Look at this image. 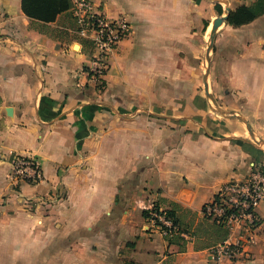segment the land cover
<instances>
[{"label":"crops","instance_id":"1","mask_svg":"<svg viewBox=\"0 0 264 264\" xmlns=\"http://www.w3.org/2000/svg\"><path fill=\"white\" fill-rule=\"evenodd\" d=\"M92 1L131 25L100 88L69 10L43 24L0 0V264H264V202L232 262L206 251L224 237L202 216L264 169V0ZM240 7L253 20L230 24ZM14 155L38 183L11 178ZM150 207L189 238L167 241Z\"/></svg>","mask_w":264,"mask_h":264},{"label":"built area","instance_id":"2","mask_svg":"<svg viewBox=\"0 0 264 264\" xmlns=\"http://www.w3.org/2000/svg\"><path fill=\"white\" fill-rule=\"evenodd\" d=\"M70 16L74 28L69 33L89 42V67L87 75L90 82L100 88L109 68V59L118 44L131 32L130 22L123 16L108 17L100 5L92 0H70ZM1 160V157H0ZM11 178L28 184L41 180V170L37 161L28 155H14L10 159ZM264 202V169L255 166L241 181L225 183L214 198L202 208V216L210 224L227 231L226 238L206 251L215 259L235 261L253 242L261 220L257 214L258 206ZM147 219L163 237L178 236L189 238L178 224L156 209L150 207Z\"/></svg>","mask_w":264,"mask_h":264},{"label":"trees","instance_id":"3","mask_svg":"<svg viewBox=\"0 0 264 264\" xmlns=\"http://www.w3.org/2000/svg\"><path fill=\"white\" fill-rule=\"evenodd\" d=\"M70 8V0H21V11L29 19L38 21L43 24H49L56 18L67 12ZM254 16L245 7L238 8L235 12L229 15L228 21L233 25H241L253 20ZM157 209V208H156ZM167 218H170L173 223L177 224L173 211L163 212ZM147 218V212L144 213ZM213 228H218L217 233L226 238L224 229L211 224ZM186 232L184 229H181ZM167 241L173 242L180 239L178 236L166 237ZM223 239V240H224ZM221 240V241H223Z\"/></svg>","mask_w":264,"mask_h":264},{"label":"water","instance_id":"4","mask_svg":"<svg viewBox=\"0 0 264 264\" xmlns=\"http://www.w3.org/2000/svg\"><path fill=\"white\" fill-rule=\"evenodd\" d=\"M224 19L225 18H217L214 23H213V29H212V34H211V37H210V43L212 42L213 40V36L215 34V31L216 29L224 22Z\"/></svg>","mask_w":264,"mask_h":264},{"label":"bare ground","instance_id":"5","mask_svg":"<svg viewBox=\"0 0 264 264\" xmlns=\"http://www.w3.org/2000/svg\"><path fill=\"white\" fill-rule=\"evenodd\" d=\"M211 32V31H210Z\"/></svg>","mask_w":264,"mask_h":264}]
</instances>
